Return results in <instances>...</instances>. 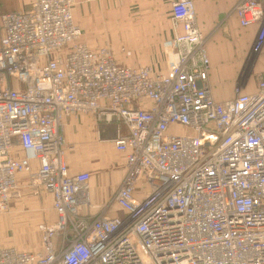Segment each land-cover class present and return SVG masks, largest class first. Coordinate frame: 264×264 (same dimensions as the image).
Instances as JSON below:
<instances>
[{"label": "built area", "instance_id": "built-area-1", "mask_svg": "<svg viewBox=\"0 0 264 264\" xmlns=\"http://www.w3.org/2000/svg\"><path fill=\"white\" fill-rule=\"evenodd\" d=\"M78 3L33 0L1 17L0 214L42 189L57 220L38 226L43 252L0 247V264H264V74L253 94L239 85L232 100L214 98L193 0L172 4L183 32L166 72L82 42ZM235 12L259 25L260 53L264 0H237ZM81 115L114 124L126 168L92 217L90 174L64 159V120Z\"/></svg>", "mask_w": 264, "mask_h": 264}, {"label": "crops", "instance_id": "crops-1", "mask_svg": "<svg viewBox=\"0 0 264 264\" xmlns=\"http://www.w3.org/2000/svg\"><path fill=\"white\" fill-rule=\"evenodd\" d=\"M175 1L104 0L89 3L79 0L74 16L83 30L82 42L90 48L108 45L122 66H150L157 72H166V48L177 32H183L182 28L175 30L172 24L171 7ZM193 1L211 62L209 88L214 98L219 102L232 100L239 85H242L244 94L256 92L259 76L264 74V57L256 63L250 77L243 80L241 76L259 25L243 27L240 24L235 12L237 0ZM32 2L0 0V39L1 17L26 10ZM63 134L67 143L64 159L69 172L90 174L91 207H85L82 213L95 216L97 207L108 202L126 175L124 155L111 142L116 136V128L114 124L97 122L93 116L81 115L65 118ZM27 190L25 188L22 197L11 203V212L0 217V247L43 252L45 246L38 226L57 220L53 195L42 189L37 192ZM26 195L32 196L26 198ZM26 204L40 212L29 223L17 217ZM30 234L33 235L32 241L26 238ZM54 244L57 246L58 241L55 240Z\"/></svg>", "mask_w": 264, "mask_h": 264}, {"label": "rangeland", "instance_id": "rangeland-1", "mask_svg": "<svg viewBox=\"0 0 264 264\" xmlns=\"http://www.w3.org/2000/svg\"><path fill=\"white\" fill-rule=\"evenodd\" d=\"M251 49V48H250ZM262 57H264V48L263 50L258 53V54H251V52L249 51V54L247 56V59H246V62H245V65L242 69V76L241 78L243 80H245L246 78L250 77L253 73V70H254V67L256 65V63L259 61V59H261ZM29 196H32V195H26L25 197L28 198ZM11 208L12 206H10L9 210L3 214H0V217L5 215V214H8L11 212ZM39 213L40 212H37L31 205L29 204H26L22 210L19 212V214L17 215L18 217V220H23V221H26V222H31V221H34V217L36 215L39 216ZM45 212H43L44 214ZM20 215V216H19ZM25 216V217H24ZM17 219V218H16ZM18 222V221H17ZM38 225V224H37ZM23 226V225H20V227ZM30 225H27L26 227H28ZM35 229V228H33ZM32 231V228L30 229ZM39 231V230H38ZM26 238H28L30 241H32L31 239L33 238V235H28L26 236ZM58 241V240H57Z\"/></svg>", "mask_w": 264, "mask_h": 264}]
</instances>
